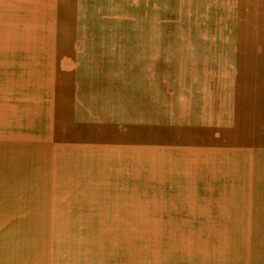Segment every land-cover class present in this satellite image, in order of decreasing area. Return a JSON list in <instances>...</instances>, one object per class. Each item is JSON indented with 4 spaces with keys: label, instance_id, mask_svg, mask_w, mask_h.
<instances>
[{
    "label": "rangeland",
    "instance_id": "374dc122",
    "mask_svg": "<svg viewBox=\"0 0 264 264\" xmlns=\"http://www.w3.org/2000/svg\"><path fill=\"white\" fill-rule=\"evenodd\" d=\"M230 10L0 0V264H264V32Z\"/></svg>",
    "mask_w": 264,
    "mask_h": 264
},
{
    "label": "crops",
    "instance_id": "0c3cea01",
    "mask_svg": "<svg viewBox=\"0 0 264 264\" xmlns=\"http://www.w3.org/2000/svg\"><path fill=\"white\" fill-rule=\"evenodd\" d=\"M229 8H231V14L228 11L225 15H219L226 17L225 27H235L241 32L251 33L264 32V0H231L228 2ZM224 8L219 5L218 9ZM214 15H217L216 12ZM218 16H216L217 19ZM231 17V21H229ZM228 29V28H224Z\"/></svg>",
    "mask_w": 264,
    "mask_h": 264
}]
</instances>
